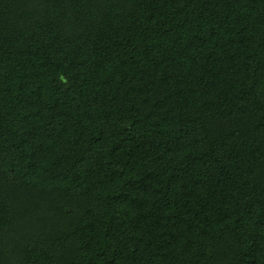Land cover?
<instances>
[{
  "label": "trees",
  "instance_id": "obj_1",
  "mask_svg": "<svg viewBox=\"0 0 264 264\" xmlns=\"http://www.w3.org/2000/svg\"><path fill=\"white\" fill-rule=\"evenodd\" d=\"M0 264H264V0H0Z\"/></svg>",
  "mask_w": 264,
  "mask_h": 264
}]
</instances>
